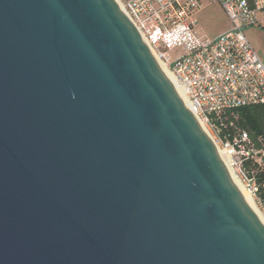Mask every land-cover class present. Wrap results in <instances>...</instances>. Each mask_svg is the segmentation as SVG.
<instances>
[{"label":"water","instance_id":"95a60500","mask_svg":"<svg viewBox=\"0 0 264 264\" xmlns=\"http://www.w3.org/2000/svg\"><path fill=\"white\" fill-rule=\"evenodd\" d=\"M0 264H264V225L115 0H0Z\"/></svg>","mask_w":264,"mask_h":264},{"label":"built area","instance_id":"2783aa9c","mask_svg":"<svg viewBox=\"0 0 264 264\" xmlns=\"http://www.w3.org/2000/svg\"><path fill=\"white\" fill-rule=\"evenodd\" d=\"M220 5L230 26L212 39L193 30L200 0H119L122 11L158 62L183 87L193 115L252 196L258 185L251 161L263 165L264 149L253 146L234 118L240 107L264 103V63L247 40L246 29L264 25V0H208ZM178 48L172 58L168 55Z\"/></svg>","mask_w":264,"mask_h":264},{"label":"trees","instance_id":"16d2710c","mask_svg":"<svg viewBox=\"0 0 264 264\" xmlns=\"http://www.w3.org/2000/svg\"><path fill=\"white\" fill-rule=\"evenodd\" d=\"M234 118L235 123L248 134L253 146L264 149V103L251 104L238 108ZM263 165L258 166L249 161L247 164L253 170L252 178L258 185L257 203L264 210V155Z\"/></svg>","mask_w":264,"mask_h":264},{"label":"crops","instance_id":"0c3cea01","mask_svg":"<svg viewBox=\"0 0 264 264\" xmlns=\"http://www.w3.org/2000/svg\"><path fill=\"white\" fill-rule=\"evenodd\" d=\"M200 1L201 8L195 13L191 27L194 34L201 39H211L226 31L230 23L220 5L208 0Z\"/></svg>","mask_w":264,"mask_h":264},{"label":"bare ground","instance_id":"6f19581e","mask_svg":"<svg viewBox=\"0 0 264 264\" xmlns=\"http://www.w3.org/2000/svg\"><path fill=\"white\" fill-rule=\"evenodd\" d=\"M118 4V6L120 7V9L122 10L120 4H119V0H115ZM162 71L165 73V75L167 76L168 80L170 81V83L172 84V86L175 88V90L177 91V93L179 94V96L181 97V99L183 100V102L186 104V106L189 108V110L193 113L192 110V106L190 105L189 101L186 98L185 95V91L183 89V87L178 83L177 79L174 77V75H172L169 70L161 63L158 62ZM218 150V149H217ZM221 158L223 159V162L225 163V165L227 166V168L229 169L231 176L233 177V179L236 182L237 187L245 194V196L247 197V199L249 200L254 212L257 214V216L259 217L260 221L263 223L264 225V217L262 216V214L260 213V211L258 210V208L256 207L254 200L252 198V194L247 191L245 189V187L242 185V183L238 180V178L235 176V174L232 172V170L229 167V157L226 155V153L223 150H218Z\"/></svg>","mask_w":264,"mask_h":264},{"label":"rangeland","instance_id":"374dc122","mask_svg":"<svg viewBox=\"0 0 264 264\" xmlns=\"http://www.w3.org/2000/svg\"><path fill=\"white\" fill-rule=\"evenodd\" d=\"M245 35L247 37V40L250 42L252 47L254 48L256 54L260 58V60L264 63V25L263 26H257V27H250L248 30L246 29ZM212 39V38H211ZM179 51L178 48L174 49L168 55H171L172 58L174 55ZM254 203L262 216L264 217V210L260 207V205L257 203V198L255 196H252Z\"/></svg>","mask_w":264,"mask_h":264}]
</instances>
